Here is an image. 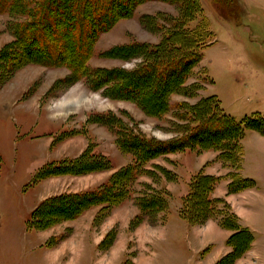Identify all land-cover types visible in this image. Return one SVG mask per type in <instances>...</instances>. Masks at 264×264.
<instances>
[{
    "label": "rangeland",
    "instance_id": "374dc122",
    "mask_svg": "<svg viewBox=\"0 0 264 264\" xmlns=\"http://www.w3.org/2000/svg\"><path fill=\"white\" fill-rule=\"evenodd\" d=\"M200 2L216 42L205 48L203 60L186 83L188 87L201 86L197 95L171 96V104L193 105L203 97L215 95L225 113L237 121L256 113L264 115V0H234L229 8L222 0ZM179 7L163 0L136 5L128 17L118 20L109 31L93 34V53L87 66L135 69L141 65V59L129 60L117 55V51L103 53L136 42L158 45L165 32L159 31L155 22L166 16L177 17ZM25 19L0 14V50L15 41L9 24ZM9 69L4 67L0 74V264H217L232 251L229 245L228 248L220 245L224 242L220 234L212 237L218 243L215 249L205 245L196 251V231L180 218L194 175L200 171L208 174L209 166H215L212 172L231 171L212 149L186 150L149 164L151 174L140 177L134 190L136 198L148 191V186L170 196V212L156 225L149 221L131 224L137 217L132 218L134 208H139L131 198L125 211H116V207L101 221H98L100 209L95 207L77 219L66 218L46 229L27 228L32 212L44 200L96 189L104 177L100 172L87 173L32 184V177L42 164L73 157L81 148L85 151L92 146L96 153L111 159L112 174L132 162L118 148L115 132L96 123L92 115L115 114L135 131L162 141L175 137L173 123L178 120L175 112L157 119L132 101L107 97L103 90L93 89L90 81L77 80L64 66L51 68L25 63L12 72ZM48 138H52L51 145ZM243 142L244 175L257 183V188L246 194L248 209L244 224L254 232L256 246L253 247V242L251 249L233 264H264V137L249 130ZM207 153L209 157L217 154V164L206 163L207 156L202 154ZM161 168L175 173L176 179L169 180L160 172ZM227 174L219 176L223 177L221 182L227 181L229 185ZM168 219L169 225L153 230L149 245L144 247L142 242L151 227L166 225Z\"/></svg>",
    "mask_w": 264,
    "mask_h": 264
},
{
    "label": "trees",
    "instance_id": "16d2710c",
    "mask_svg": "<svg viewBox=\"0 0 264 264\" xmlns=\"http://www.w3.org/2000/svg\"><path fill=\"white\" fill-rule=\"evenodd\" d=\"M146 1L0 0V14H9L15 19L26 18L21 23L9 24L15 41L0 50V74L6 66L12 72L25 63L51 68L64 66L77 80L90 81L93 89L103 90L107 97L132 101L157 119L175 112L178 120L173 123L175 137L162 141L135 131L115 114L92 115L96 123L115 132L118 148L129 155L132 162L112 174L99 188L63 193L44 200L32 212L27 228L46 229L66 218L77 219L95 207L100 209L98 221H101L131 198L136 200L140 209L131 224L137 226L149 221L156 225L170 212V196L148 186V191L139 193L136 198L134 186L140 177L151 174L147 167L152 161L186 150L212 149L219 153L217 158L231 167L225 177L230 181L229 194L256 187L253 179L241 173L245 160L243 140L249 130L264 135V115L256 113L237 121L225 113L221 100L215 95L203 97L193 105L186 102L171 104V96L197 95L201 86L188 87L186 83L203 60L205 48L216 42L200 0H163L180 7L177 17L166 16L161 22H155L157 29L165 32L158 45L136 42L103 53L109 55L117 51L116 54L123 58L141 59V65L135 69L122 71L87 66L86 62L93 53V34L109 31L118 20L128 17L136 5ZM222 2L229 8L234 0ZM92 147L76 158L44 164L32 177V184L48 177L111 171L114 168L111 159L96 153ZM159 170L169 180L176 179L175 173L164 168ZM222 179L203 171L194 175L180 217L192 225L216 220L222 228L231 231L227 245L232 251L217 264H233L251 249L255 237L241 224L225 199L212 197Z\"/></svg>",
    "mask_w": 264,
    "mask_h": 264
},
{
    "label": "crops",
    "instance_id": "0c3cea01",
    "mask_svg": "<svg viewBox=\"0 0 264 264\" xmlns=\"http://www.w3.org/2000/svg\"><path fill=\"white\" fill-rule=\"evenodd\" d=\"M260 134V133H259ZM261 136H263L264 137V135H262V134H260ZM52 138H48L47 140H49L48 142L50 143V145H51V140ZM65 143H67V142H65ZM243 144H244V142H243ZM86 148L88 147V146H85ZM244 148H246L245 147V145H244ZM82 149V150H81ZM80 150H78L79 152H77L76 154H75V152H74V156L72 157H69V156H65V157H62V158H59V159H55V160H51V161H48V163H50V162H54V161H60V160H62V159H65V158H76V157H78V156H80L83 152H84V149L83 148H81ZM86 150V149H85ZM83 151V152H82ZM208 154V153H207ZM207 154H202V156H207L206 158V163L208 162V163H212L213 165H215V164H217L216 163V156H217V154L216 153H214V154H212V155H210V157H209V154L207 155ZM104 155H106V154H104ZM245 159H246V149H245ZM205 162V160L202 162V164ZM48 163H45V164H48ZM44 166V164H42V166L41 167H43ZM40 167V168H41ZM215 166H209V167H207V171H208V174L209 175H214V176H219V175H221V176H224V175H226L227 174V172H225V173H223V172H212V171H210V170H212L213 168H214ZM39 168V169H40ZM38 169V170H39ZM37 170V171H38ZM36 171V172H37ZM36 172H35V174L34 175H36ZM242 175L245 177V160H244V165H243V170H242ZM100 174H103L104 175V177H103V180H102V182H100L99 183V185H97L98 187L99 186H101L102 184H104L105 182H107V180L110 178V176H111V174H112V171L110 172V171H108V172H100ZM33 175V176H34ZM98 175V174H97ZM74 177V176H73ZM73 177H71V178H73ZM70 178V177H69ZM75 178V177H74ZM246 178H249V177H247L246 176ZM251 179V178H250ZM55 180H61V178H51V179H49L48 178V180H46V181H44V183H46L47 181L48 182H50V181H55ZM254 180V179H253ZM255 181V180H254ZM256 182V181H255ZM257 188V183H256V187L255 188H251V189H247V190H245V191H243V192H240V193H236V194H231V195H227V191H228V182L227 181H223V182H220V184L218 185V187L216 188V190L214 191V193H213V197L214 198H221V199H225V200H227L228 202H229V204H231V206H232V210H233V212L239 217V219H240V221H241V224L244 226V227H246V228H248V229H250V231H252V229L249 227V226H247V225H245L244 224V215H246L247 213H246V210L248 209V206H247V202H248V198H247V193L249 194V192H252L253 190H255ZM87 189V188H86ZM85 189V190H86ZM81 191H84V190H81ZM88 191V190H87ZM78 192H80V191H77V193ZM128 206V202H126V203H124L123 205H121V206H119V207H117L115 210L117 211V210H124L125 211V209H126V207ZM140 209L138 208V209H136V208H134V211H133V213H132V218L133 217H135V216H138L139 214H140V211H139ZM181 218V217H180ZM184 221V220H183ZM185 222V221H184ZM187 223V222H186ZM188 224V223H187ZM169 225V219H168V221H167V224L166 225H163V226H158V227H151V232L149 231L148 233H147V235H145L146 236V239H144V241L142 242V245H144V247H147L148 245H149V241L151 240L150 238H151V233H152V231L154 230H161V229H164V228H166L167 226ZM190 226V225H189ZM191 227H193V229L196 231L195 232V236L197 237V239H196V244H197V250L196 251H200V248L201 247H204L205 245H207V246H212L213 247V249H215L218 245V243L212 238L215 234H220V235H222V237H223V240H224V242H221L220 243V245H223V247H227L228 248V240H229V238L231 237V235H232V232L231 231H229V230H226V229H224V228H222L221 227V225L218 223V221H216V220H209L204 226H192L191 225ZM229 233V236L226 238V236L228 235L227 233ZM252 233L254 234V232L252 231ZM254 237H255V240H254V246L253 247H255L256 245H255V243H256V236H255V234H254ZM144 251V250H143ZM214 251V250H213ZM252 251H253V248H252ZM211 255V254H210ZM220 257V256H219ZM218 257V258H219Z\"/></svg>",
    "mask_w": 264,
    "mask_h": 264
},
{
    "label": "bare ground",
    "instance_id": "6f19581e",
    "mask_svg": "<svg viewBox=\"0 0 264 264\" xmlns=\"http://www.w3.org/2000/svg\"><path fill=\"white\" fill-rule=\"evenodd\" d=\"M137 1V0H136ZM135 4V3H134ZM36 56V55H35ZM42 56V55H41Z\"/></svg>",
    "mask_w": 264,
    "mask_h": 264
}]
</instances>
